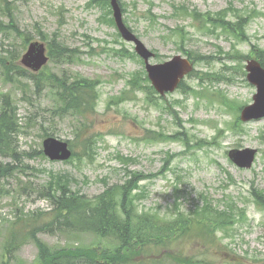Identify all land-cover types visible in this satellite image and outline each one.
Wrapping results in <instances>:
<instances>
[{"label": "rangeland", "instance_id": "obj_1", "mask_svg": "<svg viewBox=\"0 0 264 264\" xmlns=\"http://www.w3.org/2000/svg\"><path fill=\"white\" fill-rule=\"evenodd\" d=\"M119 1L126 10L127 25L156 53L152 63L183 55L182 47L208 57L209 61L196 62L195 72L185 78V89L191 86L200 92L186 94L181 88L163 96L156 92L147 79L145 63L135 54L134 44L126 42L113 23L110 0H96L94 5H90L91 0H12L19 28L30 31L33 40L48 43L57 39L58 50L39 78L16 75L11 70L10 75H16L14 81L6 80L7 70L1 59L21 55L26 48L24 35L0 32V112L5 98L18 108L20 121L25 124L18 137L19 146L28 153L23 173L0 178V264L43 263L33 236L14 254L5 249L9 229L23 224L18 216L28 217L32 212L36 214L24 222L32 223L31 230L38 228L37 236L56 249L89 246L102 253L103 248L115 243L113 237L63 225L65 220L60 219L54 200L45 195L51 170L66 174L68 181L69 175L73 176L71 190L76 192V200L94 202L110 186L124 184L132 172L133 177H142L134 194L145 190V196L135 200L136 209L157 210L164 217L175 214L171 208L178 176L182 177V194L188 197L179 201L183 211L194 207L201 194L221 204L224 196L231 195L245 209V215L223 238L237 260H229L218 244L202 247L199 239L182 238L173 250L202 256L207 264H264V209L250 194L255 186L264 191V118L237 123L241 106L253 103L257 92L247 80L245 67L246 58H254L252 45L264 48V0ZM174 2L212 14L230 7L257 12L246 27L247 40L238 41L221 29L217 30L218 36L199 31L191 17L182 11L175 14ZM6 15L7 11L0 7V18L8 21ZM178 27H184L183 39L175 31ZM119 50H124L125 55H120ZM236 50L245 56L238 66L237 61L225 55L233 56ZM200 73L213 74V80L201 83ZM137 74H143L140 81L147 88L129 84ZM84 78L98 80L92 96L96 106L88 109L83 105L82 114L75 107L63 110L67 103L57 95L62 89L58 82L52 86L51 81L60 80L69 86ZM32 115L35 119L31 122ZM46 134L68 141L75 158L72 160L73 155L71 161L52 162L45 157L41 150ZM81 136L93 138V146L82 143ZM188 137L191 147L185 141ZM246 147L258 150L250 169L239 168L228 155L231 149ZM3 160L11 163V159ZM162 170L164 173L159 174ZM150 174L156 176L148 177ZM26 185L30 186L28 191L23 189ZM4 190L9 193L4 194ZM159 250L152 249L149 254L158 255ZM108 256L100 263H107ZM162 260L126 264H178L171 258Z\"/></svg>", "mask_w": 264, "mask_h": 264}, {"label": "trees", "instance_id": "obj_2", "mask_svg": "<svg viewBox=\"0 0 264 264\" xmlns=\"http://www.w3.org/2000/svg\"><path fill=\"white\" fill-rule=\"evenodd\" d=\"M1 1L4 4L7 2V0ZM174 7L176 8V15L182 11L184 16L191 17L192 25L199 31L207 34L208 32L216 34L217 30L221 28L223 32L230 33L233 37L242 41L247 39L246 27L257 12V10H253L252 13H248L247 11L230 7L212 14L210 11L203 12L197 8L191 9L183 3L174 4ZM7 10L10 20L8 22L0 20V31L10 30L21 35L22 31L18 28L12 11L9 8ZM149 12L151 13V10ZM230 12L233 14L231 19L228 20L227 16ZM175 31L181 35L182 39L186 36L184 27H178ZM29 39L31 38L24 39V42L29 41ZM55 42L52 41L55 46L51 50L52 56L58 50ZM182 50L195 62L200 60L209 61L208 57L201 55V53L196 55L193 51L183 47ZM118 53L125 55L124 50H119ZM252 53L264 65V49L253 46ZM18 55L14 56L10 61L2 60V64L7 70L6 80L14 81L15 76L10 75L11 70H15L16 74H25L23 73L25 70L15 64ZM228 56L233 59L236 58L230 53H228ZM196 72L199 73L198 71ZM212 75L210 73H200L199 77L201 81H204L211 79ZM30 76L33 78L37 77L34 74H30ZM140 77H142V74H137L129 83L134 88H147L141 83ZM221 77L224 76L222 75ZM57 82L59 89H62L57 92V95L62 97V100L67 103L63 110L67 107H75L77 112L79 111L82 114L83 105L87 106L88 109H93L96 106L92 96L95 93L98 80L90 78L77 79L69 86L63 81L53 80L51 81L52 86ZM180 87L187 94L189 93L188 91L196 92L191 86L185 89L186 85L184 82L181 83ZM34 119V115L29 118L31 122ZM24 129L25 124L20 121L18 108L13 105L9 98H5L0 112V178L8 174L23 172L25 156H28V153L22 152L17 137ZM161 136L172 137L163 134ZM80 140L86 145L93 146V138L91 137L82 139L81 136ZM186 143L190 146L188 138ZM4 158H10L11 163H5L2 160ZM77 158L82 159L79 155H77ZM32 168L38 170L37 168ZM164 169H167V166ZM163 170L159 174H163ZM50 175L51 181L48 188L44 189L45 195L54 200L60 219L64 218L65 220L63 225L67 228L113 237L115 243L110 248H103L105 250H102V253L94 250L97 247L93 249L89 246H64L56 249V246L48 245L37 236L38 231H40L38 228L31 230L30 226L32 223L24 222L36 214L32 212L28 217H26L27 214L18 216V219L20 218L19 220L23 221L24 226L21 225V228H19V225H15L6 234L5 249L9 251V254H14L27 241V237L33 236L39 247V256L43 261L42 264H101L100 259L108 255L107 263L103 264H126L127 262H133L137 256L150 255L149 253L152 249H161L159 250L161 253L166 251L165 257L171 258L178 264H207L208 262L202 256H187L180 250H173L174 244L182 238L199 239L202 247L216 246L218 244L219 250L224 251V254L230 255V258L235 256L234 250L229 248L228 244L223 243V238L229 235V230L245 215V209L240 206L238 199L231 195L224 196L222 208L221 203H216L206 194H201L196 199L197 203L194 204V207H188V211H183L182 204L179 201L181 198L187 200L188 197L182 194V192L185 193L184 189L180 187L183 184L182 177L178 176V182L175 185V201L173 208H171L175 214L164 217L160 212L157 213V210H151L155 212L147 210L140 212L136 209L135 200L145 196V190L141 189L140 193L134 194V191L139 187L140 177L135 178L132 173L124 184L116 183L110 186L108 190L97 198L96 202L76 200V192L71 190L73 176L68 174L70 178L68 181L66 174L59 175L58 171L51 170ZM154 176L156 174H150L148 177ZM23 189L28 191L30 186L26 185ZM250 194L255 198L257 205L264 208V191L252 187ZM19 210L17 209V212ZM218 231H222L224 234L218 236ZM161 261H163L161 258L155 260V262Z\"/></svg>", "mask_w": 264, "mask_h": 264}, {"label": "water", "instance_id": "obj_3", "mask_svg": "<svg viewBox=\"0 0 264 264\" xmlns=\"http://www.w3.org/2000/svg\"><path fill=\"white\" fill-rule=\"evenodd\" d=\"M114 9V16L122 36L129 40L135 41L136 51L144 57L149 71V78L155 87L164 94L166 91H174L179 85L181 79L193 70V64L188 58L177 55L171 61L165 63L150 64V57L154 53L138 39L135 34L126 26L123 20V12L118 0H111ZM49 60L46 56V46L44 43L32 42L26 53L23 54L20 62L22 65L38 72ZM250 71L248 78L256 84L258 92L254 95V103L242 109L241 119L249 121L264 117V67L255 59L250 60L247 65ZM45 154L52 159H68L72 155L68 143L60 141L54 137H49L44 142ZM257 150L245 148L243 150H231L229 155L231 159L240 167H251Z\"/></svg>", "mask_w": 264, "mask_h": 264}]
</instances>
